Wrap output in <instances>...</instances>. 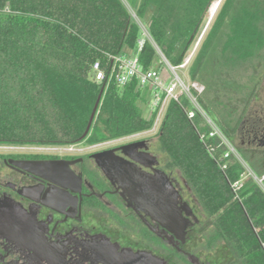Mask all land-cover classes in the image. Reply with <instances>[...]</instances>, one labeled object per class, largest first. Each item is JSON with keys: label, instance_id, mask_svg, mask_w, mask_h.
<instances>
[{"label": "trees", "instance_id": "obj_1", "mask_svg": "<svg viewBox=\"0 0 264 264\" xmlns=\"http://www.w3.org/2000/svg\"><path fill=\"white\" fill-rule=\"evenodd\" d=\"M212 1L130 0L151 39L138 53L142 70L161 66L155 63L157 50L171 65L181 64ZM140 38V26L123 0H0V144L58 146L84 138L92 144L152 128L157 110L144 116L142 109L150 105L151 86L141 87L136 78L124 85L99 83L92 74L93 62L106 67L125 47L135 51ZM220 38L219 55L214 56L228 70L256 55L264 46V0L223 2L190 66L191 80L203 71ZM99 95L90 130L82 138ZM198 102L213 114L248 166L262 174L264 146L247 140L264 139V102L234 127L202 95ZM191 110L182 94L169 103L154 150L167 167H176L202 211L214 218L218 235L244 264H264V191L250 178L238 191L232 189L244 168L230 158L221 169L223 150H211L216 140L208 138L200 114L187 116ZM235 135H243L246 143Z\"/></svg>", "mask_w": 264, "mask_h": 264}, {"label": "flooded vegetation", "instance_id": "obj_2", "mask_svg": "<svg viewBox=\"0 0 264 264\" xmlns=\"http://www.w3.org/2000/svg\"><path fill=\"white\" fill-rule=\"evenodd\" d=\"M156 134L92 144L84 138L66 151L0 147V264H120L142 254L163 264H244L176 167L154 150ZM243 137L235 135L242 145ZM129 170L165 175L170 195L175 188L181 196L174 208L167 199L165 216L180 207L179 222L163 225L160 211L128 195Z\"/></svg>", "mask_w": 264, "mask_h": 264}, {"label": "built area", "instance_id": "obj_3", "mask_svg": "<svg viewBox=\"0 0 264 264\" xmlns=\"http://www.w3.org/2000/svg\"><path fill=\"white\" fill-rule=\"evenodd\" d=\"M128 10L130 11L134 20L138 23L141 29V38L138 40L137 49L133 51L132 55H118L112 56L110 64L103 67L100 61H95L92 64V74L96 82L101 83L102 81L112 82L116 81L119 85H124L131 81L133 78L138 79L141 87L144 84L150 83L154 91L150 100L151 110H157L155 124L158 123L161 115L165 114L169 103L172 100H176L177 95H184L190 103L193 105L194 110L187 113L189 118L193 117L194 114L199 112V114L204 119V122L208 126V138H214L216 140V145L211 147L214 151L215 148H221L222 154L220 161L223 162L221 169H224L226 163L224 161L234 158L236 159L244 168V173L240 179L236 180L231 184L234 191H238L246 178L252 179L263 191H264V173L258 174L253 171L248 164L242 159L238 153L236 146L227 138L222 129L211 119V117L204 111L202 106L198 102V96L202 95L204 91V86L196 81H191L190 83L182 80L176 73L177 69L187 68L193 57L192 54H188L181 64L174 66L171 65L165 57L160 52L162 58V63L164 68H150L148 70H142L138 53L141 50L146 39H150L146 27L141 24L139 18L136 16L133 9L125 3ZM203 138V135L201 136ZM1 148H11V147H29L32 149L43 150L51 149L57 151H66L72 148V145H58V146H45V145H13V144H0Z\"/></svg>", "mask_w": 264, "mask_h": 264}, {"label": "rangeland", "instance_id": "obj_4", "mask_svg": "<svg viewBox=\"0 0 264 264\" xmlns=\"http://www.w3.org/2000/svg\"><path fill=\"white\" fill-rule=\"evenodd\" d=\"M123 1L126 4H129L130 0H123ZM224 1L225 0H213L211 2V5L215 2L218 3L216 11L213 13V15L210 14L209 9L211 5H209V9L204 17V21L202 23L200 32L198 33L197 39L191 47L192 48L190 50L191 53L189 52L190 54H192L193 50L195 49L190 64L188 65L187 68L177 69L176 73L185 82L190 83L191 81H196L199 84L203 85L204 91L202 93V97L205 100L206 104L220 119L226 122L228 126L234 127L237 123L238 118L248 114L250 111L258 110L259 107H261L260 105L264 102V46L260 49V51L256 55L250 57L245 64H242L237 68L228 70L223 67L224 63L223 62L220 63V61H217V59L214 56L216 55L218 57L219 55V51H220L219 48L221 46V41H222V38H220L214 44L211 51L212 56H210V58L207 60L204 66L202 72L204 71L205 72L204 73L200 72L198 74V78H196L195 80H191L189 76L190 66L193 60L195 59L196 53L198 52L202 42L207 36L211 26L213 25ZM144 23L141 22V24L143 25ZM123 50L126 55L133 54L132 49L129 47H125ZM158 55H159L158 59L155 62L156 66L161 64L160 68H164L165 66L162 63V58L160 56L159 51H158ZM211 73H214L215 76L211 77L210 76ZM201 74L203 75L202 80L200 79ZM150 86H151L150 83L144 84V88L146 87L150 88ZM153 91L154 89L151 86V97ZM251 94H253V97L249 99ZM142 109L144 116H148L150 114L151 111L150 105H147V107L142 105ZM243 111L245 112L243 113ZM196 113L199 114V112L197 111ZM209 116L214 121L212 117L213 114L211 113L209 114ZM247 116L248 115H246L245 117ZM163 117L164 114L160 116L159 121L156 124L155 121L157 118L155 117V121L152 128L146 131H142L138 134L146 137L153 136L154 133L158 132ZM24 145H28V144H24ZM240 156L242 157L241 154ZM242 159L245 161L243 157ZM258 172L264 173V171H258Z\"/></svg>", "mask_w": 264, "mask_h": 264}, {"label": "water", "instance_id": "obj_5", "mask_svg": "<svg viewBox=\"0 0 264 264\" xmlns=\"http://www.w3.org/2000/svg\"><path fill=\"white\" fill-rule=\"evenodd\" d=\"M211 5V3H210ZM209 9V7H208ZM100 96L97 98L96 103L92 109V112L90 114L87 126L84 130V133L82 135V138H84L91 127L92 121L94 119ZM264 143H262L263 145ZM132 145V144H131ZM137 159V158H136ZM139 162H141V159H137ZM103 171L106 175L110 176V171L106 169L104 166H102ZM126 180H125V190L128 193V195L136 200V203L141 206L144 204L146 208H150L151 212L154 214L155 212L161 213L162 221L161 223L163 225H168L170 222H179L180 217L182 216L180 207H177L176 213L175 210H173L172 214L170 216H165L166 212L168 211V204L167 199L171 197L172 202L169 205L174 206L176 205V200H179L181 198L179 191H176L175 188H172V196L169 193V182H167V178H165V175H160V177H154V176H145L142 174H135L133 171L129 170L128 173H126ZM160 179V180H159ZM160 184V185H159ZM154 203H156V211L154 209ZM170 214V210L167 212ZM104 264H119L118 262H113L110 259L104 260ZM120 264H163V262L153 256H150L148 254H142L140 257L131 255V258H125L123 262Z\"/></svg>", "mask_w": 264, "mask_h": 264}, {"label": "bare ground", "instance_id": "obj_6", "mask_svg": "<svg viewBox=\"0 0 264 264\" xmlns=\"http://www.w3.org/2000/svg\"><path fill=\"white\" fill-rule=\"evenodd\" d=\"M217 5H218V3H216V2L211 5V7L209 9L210 14L213 15V13L216 11Z\"/></svg>", "mask_w": 264, "mask_h": 264}, {"label": "crops", "instance_id": "obj_7", "mask_svg": "<svg viewBox=\"0 0 264 264\" xmlns=\"http://www.w3.org/2000/svg\"><path fill=\"white\" fill-rule=\"evenodd\" d=\"M133 51V50H132ZM133 53V52H132ZM123 54H125V53H123ZM126 55V54H125ZM262 246L264 247V244H262Z\"/></svg>", "mask_w": 264, "mask_h": 264}]
</instances>
